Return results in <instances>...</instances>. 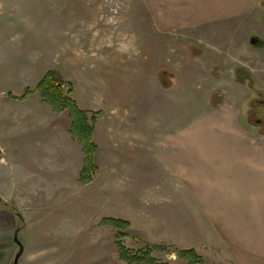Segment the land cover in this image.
<instances>
[{
    "label": "rangeland",
    "instance_id": "374dc122",
    "mask_svg": "<svg viewBox=\"0 0 264 264\" xmlns=\"http://www.w3.org/2000/svg\"><path fill=\"white\" fill-rule=\"evenodd\" d=\"M259 4L264 8V0ZM150 5L151 0H0V264L13 259L18 248L13 232L19 225L24 245L19 264H127L118 257L116 229L101 222L105 216L130 222L123 238L127 247L166 245L152 255L186 264L174 250L196 243L188 232H199L198 218L190 217L175 231L167 227L155 213L150 216L151 203L134 193V184L126 185L118 164L113 162L109 176L103 162L102 124L113 101L112 75L130 91L143 80L145 68L153 69L146 52L156 31ZM50 68L71 83V96L89 115L100 111L92 120L87 115L97 149L96 170L86 183L78 179L84 154L69 132L67 109L54 112L37 91L27 99L9 97L34 88ZM253 91L247 99L252 122L263 123L264 89L254 86ZM70 141L80 155L76 163L73 148L66 149Z\"/></svg>",
    "mask_w": 264,
    "mask_h": 264
},
{
    "label": "crops",
    "instance_id": "0c3cea01",
    "mask_svg": "<svg viewBox=\"0 0 264 264\" xmlns=\"http://www.w3.org/2000/svg\"><path fill=\"white\" fill-rule=\"evenodd\" d=\"M184 1L151 0L154 72L145 68L130 91L112 75L103 162L109 176L118 164L167 227L198 218L201 233L188 232L196 243L183 248L210 264H264V125L251 122L247 100L254 86L264 89V8L259 0ZM66 146L79 161L77 147Z\"/></svg>",
    "mask_w": 264,
    "mask_h": 264
},
{
    "label": "trees",
    "instance_id": "16d2710c",
    "mask_svg": "<svg viewBox=\"0 0 264 264\" xmlns=\"http://www.w3.org/2000/svg\"><path fill=\"white\" fill-rule=\"evenodd\" d=\"M162 82L166 83L164 79ZM66 85H69L67 89H65ZM249 85H253L251 80L249 81ZM36 91L39 93L43 102L47 103L54 112H61L67 109L70 118L69 132L71 136L75 137L81 144L84 154V163L79 171L78 179L82 183L91 181L94 171L96 170V166L93 162V154L97 149V145L91 136L92 122H88L87 118L89 112L81 108L77 101L71 96L73 91L71 83L66 81L61 76L60 72L52 68L48 69L43 74L34 88L27 86L20 95L9 94V97L22 100L26 98L28 94ZM99 112V110L93 113L91 112L89 115L91 120L94 115ZM101 222L111 225L116 229L114 244L118 252V257L127 264H170L167 261L162 262L152 255L153 249H168L166 245H146L133 250L124 244L123 238L126 236L125 230L130 225L128 220L121 217L105 216L102 218ZM174 251L179 257L186 260V264L205 263L203 257L192 247L176 248Z\"/></svg>",
    "mask_w": 264,
    "mask_h": 264
},
{
    "label": "water",
    "instance_id": "95a60500",
    "mask_svg": "<svg viewBox=\"0 0 264 264\" xmlns=\"http://www.w3.org/2000/svg\"><path fill=\"white\" fill-rule=\"evenodd\" d=\"M254 42H255V38L252 39V43H254ZM22 227H23V225L17 226L13 232V240L17 244L18 248H17L16 252L14 253L13 259H12L10 264H19L20 257L22 256V254L24 252V245L18 237V233L22 229Z\"/></svg>",
    "mask_w": 264,
    "mask_h": 264
},
{
    "label": "flooded vegetation",
    "instance_id": "af4514ba",
    "mask_svg": "<svg viewBox=\"0 0 264 264\" xmlns=\"http://www.w3.org/2000/svg\"><path fill=\"white\" fill-rule=\"evenodd\" d=\"M252 121H253V120H252ZM255 124H259V125L261 126V125H264V121H263V123H262V122H260L259 120H256Z\"/></svg>",
    "mask_w": 264,
    "mask_h": 264
}]
</instances>
